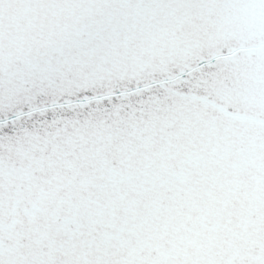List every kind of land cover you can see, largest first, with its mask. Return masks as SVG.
<instances>
[{
    "label": "snow or ice",
    "instance_id": "snow-or-ice-1",
    "mask_svg": "<svg viewBox=\"0 0 264 264\" xmlns=\"http://www.w3.org/2000/svg\"><path fill=\"white\" fill-rule=\"evenodd\" d=\"M0 264H264V0H0Z\"/></svg>",
    "mask_w": 264,
    "mask_h": 264
}]
</instances>
